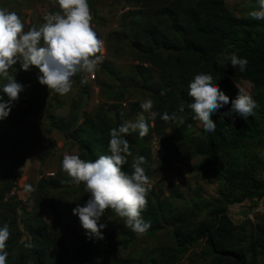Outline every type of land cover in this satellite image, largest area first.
Here are the masks:
<instances>
[{"label":"trees","instance_id":"1","mask_svg":"<svg viewBox=\"0 0 264 264\" xmlns=\"http://www.w3.org/2000/svg\"><path fill=\"white\" fill-rule=\"evenodd\" d=\"M125 3L129 8L121 13L118 29L107 34L105 51L112 58L130 59V79L126 83L118 79L123 89L108 99L109 111L99 107L93 115L82 112L68 127L73 133L70 143L77 151L75 155L95 160L100 155L110 154L109 130L141 109V101H133L129 102L127 111L123 110L122 103L126 100L123 92L131 88L152 99L150 111L157 116L154 120L150 118L144 136H140L138 130L122 134L129 145L126 163L121 166L123 171L131 174L135 157L142 155L148 182L154 162L150 144L157 139V164L173 157L203 156L207 165L213 161L222 166L218 173L211 172L212 176L239 190L248 199L264 197L263 180L236 163L220 159L250 142L264 143L260 125V121L264 124V20L236 16L224 7L223 0H125ZM225 53L227 55L223 56ZM233 53L247 59L243 72L238 66L230 65ZM102 67L103 73L113 76L109 63H103ZM199 73H211L218 89L229 98L228 105L210 116L216 125L210 133L192 118L193 112L187 107L192 101L188 83ZM230 79L246 80L261 91L255 97L258 117H254L253 112L243 119L235 113L229 114L234 99ZM27 83L33 91L32 96L24 89L18 93L19 114L16 119L0 120V125L11 121L20 123L38 108L35 105V100H39L38 86L31 80ZM161 89H167L163 96L159 95ZM84 93L80 92L81 98ZM43 104L47 110L51 97L47 96ZM181 104L183 111L178 110ZM164 112L174 113V118L160 119ZM46 114L50 127L62 130V125L55 123L48 112ZM196 123L201 125L199 130L194 128ZM12 171L10 176L0 179V225L6 222L10 233L5 242L6 264H175L200 240L210 264H255L257 258L264 259V211L257 218L255 234L245 242L240 241L222 209L215 214L216 222L201 221L197 226L192 225L184 211L173 208L169 201V196L175 193L174 187L169 188L166 196L161 189L157 193L146 189L147 203L141 216L150 221V227L143 233L132 231L125 225L124 218L106 208L98 221L106 225L102 230L103 238H87L75 216L79 234L69 247L61 233L56 206L73 209L83 204L89 195L83 182L72 183V178L61 166L51 176L41 175L30 185L33 190L28 192L26 201L32 203L34 209L27 211L12 193L17 175L13 168ZM227 202L229 200L224 198L222 203ZM42 207L52 211L54 221L48 223L40 216ZM161 235L166 238L165 242L149 253L107 257L112 247L125 250Z\"/></svg>","mask_w":264,"mask_h":264},{"label":"rangeland","instance_id":"2","mask_svg":"<svg viewBox=\"0 0 264 264\" xmlns=\"http://www.w3.org/2000/svg\"><path fill=\"white\" fill-rule=\"evenodd\" d=\"M223 4L236 16L244 17H250L249 11L258 7L257 0H223ZM88 5L92 17L90 26L98 38L103 41V46L97 53L101 56V62L93 74L76 73L71 78L72 86L69 92L61 95L38 83L39 72L34 66L21 71L17 63L9 69V75L24 86L23 89L29 96H32L33 91L28 86V80L36 84L39 89V100H35V105L38 107L36 110L29 112L20 123L11 121L0 125V179L10 176L13 173L12 168L17 171L12 184V193L27 211H32L34 205L26 201L28 192L24 190V185L34 184L41 175L55 174L65 154L75 155L77 153L70 143L73 133L69 131L71 129L67 130L74 119L80 117L82 112L93 115L99 107L109 111L108 99L123 89L119 86L118 79L123 83L130 79L129 68L132 64L130 59L127 57L112 58L105 51L106 36L110 31L118 29L121 13L129 8L128 5L125 0H88ZM0 7L15 11L24 24V30L33 26L39 27L44 23L47 13L59 10L55 0H0ZM226 55L227 53L223 54V56ZM105 62L112 67V75L118 78L115 79L110 74L102 72V65ZM92 75H94L93 78ZM4 82L6 81L0 80V83ZM230 82L231 94L234 98L240 89L249 93L254 100L256 95L261 93L246 80L230 79ZM83 91L85 96L81 98L80 92ZM123 94L126 98L122 103L124 111H127L129 102H142L146 99L145 96L131 88H127ZM47 96L51 97V104L46 110L43 100ZM19 107V102L15 100L7 118L16 119L20 112ZM257 108L253 110L254 117L259 116L256 112ZM47 112L54 118L55 123L62 125V130L50 127ZM140 114L144 115L148 123L149 112L143 109L125 120L135 121ZM228 117L231 120V116ZM260 125L264 131V124L261 121ZM194 128L199 130L200 123H196ZM150 146L154 162L149 180L145 185L148 191L157 193L161 189L166 196L169 188L174 187L175 193L169 196V201L173 208L184 211L192 225L197 226L201 221L211 224L216 222L215 214L222 209L231 224L232 231L238 235L240 241L245 242L255 234L257 218L264 211V197L248 199L239 190L224 184L220 178L212 176L211 172L218 173L217 171H221L222 166L219 162L213 161L207 165L203 156L187 159L173 157L159 165L156 162L157 139L151 141ZM252 157L259 162L257 163ZM220 159L236 163L264 181V143L250 142L249 145L236 149L228 156L223 155ZM232 194H234L233 197ZM224 198L229 200L227 204L222 203ZM56 209L59 211V226L63 239L65 244L71 247L79 234L74 220L75 215L72 214L71 208L57 205ZM39 214L48 223L54 221L53 213L49 208H40ZM165 239L161 235L149 241L142 240L134 247L125 250L112 247L109 249L111 254L108 253L107 257L112 255L125 257L129 253L134 256L143 255L153 251L160 243H164ZM175 264H210V260L205 256L203 241L200 240L195 246L189 248ZM255 264H264V259L257 258Z\"/></svg>","mask_w":264,"mask_h":264},{"label":"clouds","instance_id":"3","mask_svg":"<svg viewBox=\"0 0 264 264\" xmlns=\"http://www.w3.org/2000/svg\"><path fill=\"white\" fill-rule=\"evenodd\" d=\"M58 11L47 13L44 23L24 30V24L15 11L0 7V120L5 119L23 90V85L9 75V69L19 63L21 71L29 66L38 69L39 84L52 89L58 94L69 92L72 77L78 72L93 74L100 62L103 41L98 38L90 21L92 19L88 0H55ZM258 7L248 15L255 20H264V0H257ZM230 65L239 67L243 72L247 59L230 55ZM167 89H161L163 96ZM188 95L192 101L187 107L192 110L194 120L201 122L206 132L215 130V123L210 119L218 109L229 104V98L213 82L211 73L196 74L188 83ZM6 97L7 99H4ZM153 101L144 99L139 107L149 112L152 120L157 113L150 111ZM184 105L179 106L183 111ZM258 107L252 96L243 89L238 90L232 99L229 114L235 113L240 118L250 116ZM174 113L160 114V119L168 121ZM138 130L140 136L148 132V123L143 114L135 121L125 120L119 126L109 130V155H100L95 160H85L74 154H65L61 167L72 178V183L83 182L84 190L89 193L83 204H77L72 214L78 217L85 236L102 239L104 223H98L106 208L124 218L126 226L136 233H143L150 227V221L141 216L145 207L147 176L142 167L144 156L137 155L131 164V174L122 170L129 154V145L122 134ZM24 190L31 192L30 185ZM8 224L0 225V264H6V241L9 238ZM30 246V245H29Z\"/></svg>","mask_w":264,"mask_h":264},{"label":"built area","instance_id":"4","mask_svg":"<svg viewBox=\"0 0 264 264\" xmlns=\"http://www.w3.org/2000/svg\"><path fill=\"white\" fill-rule=\"evenodd\" d=\"M94 77V75H92V78Z\"/></svg>","mask_w":264,"mask_h":264}]
</instances>
